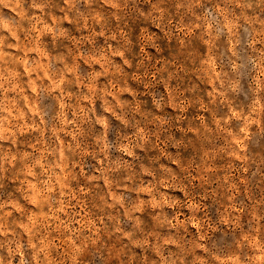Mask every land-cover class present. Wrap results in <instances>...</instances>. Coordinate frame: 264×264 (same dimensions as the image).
I'll use <instances>...</instances> for the list:
<instances>
[{"label": "clouds", "instance_id": "1", "mask_svg": "<svg viewBox=\"0 0 264 264\" xmlns=\"http://www.w3.org/2000/svg\"><path fill=\"white\" fill-rule=\"evenodd\" d=\"M0 264H264V0H0Z\"/></svg>", "mask_w": 264, "mask_h": 264}]
</instances>
